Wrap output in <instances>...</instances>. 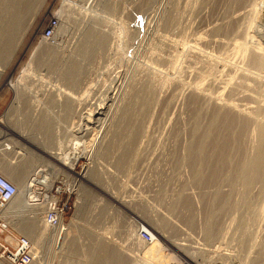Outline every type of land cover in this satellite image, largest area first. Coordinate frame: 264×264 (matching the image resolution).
<instances>
[{"label": "rangeland", "instance_id": "obj_1", "mask_svg": "<svg viewBox=\"0 0 264 264\" xmlns=\"http://www.w3.org/2000/svg\"><path fill=\"white\" fill-rule=\"evenodd\" d=\"M16 1L0 0V126L6 121L29 144L14 136L16 146L5 145L2 158L26 163L28 181L50 165L41 159L46 150L61 153V162L74 157L73 171H62L60 160L44 168L72 183L64 224L80 263L111 241L122 264H264V182L248 166L247 174L236 169L241 160L256 161L264 133V70L251 63L264 50V0H37L20 25ZM54 17L60 26L48 40L43 31ZM70 63L80 69L72 82L64 75ZM215 108L244 116L247 128L232 168L219 172L221 182L198 184L188 149ZM96 110L104 115L79 126L80 112ZM218 194L230 209L219 216L218 238L207 242ZM143 228L155 237L154 253L140 238Z\"/></svg>", "mask_w": 264, "mask_h": 264}, {"label": "bare ground", "instance_id": "obj_2", "mask_svg": "<svg viewBox=\"0 0 264 264\" xmlns=\"http://www.w3.org/2000/svg\"><path fill=\"white\" fill-rule=\"evenodd\" d=\"M34 1L36 2L37 0H17L14 3L13 6L16 9L15 13H14V23L15 24H17V25L19 24L20 25V23L24 20V18L27 17L26 14H29V13L33 14L31 12V10L32 9L35 10L36 9L35 6H37L34 3ZM69 1L71 2V0H69ZM92 1H94V0H92ZM101 1H103L106 4H110V2L112 0H101ZM65 2L67 3L68 0H65ZM9 16H10V14H9ZM9 16H8V19H9ZM30 16H28V17H30ZM53 20L56 21V26L55 27L53 26V28H52L53 29V34H52V36L50 38H45L44 37L45 39H48V40L54 39L55 31L59 29V26H60L59 19L57 17H54ZM24 22H23V24H24ZM27 22L28 21H27V18H26V23ZM26 23H25V25H26ZM17 25H15V26H17ZM21 26H23V25H21ZM9 29H11V28H9ZM19 29H20V27H19ZM10 32H9V34L13 33V32H11V33ZM9 34H7V35H9ZM91 35H90V37L93 38V36H91ZM16 37H17V35H16ZM96 39L98 40L97 43H99L100 45H103L102 42L104 41V36H98ZM54 47H56V46H54ZM57 50H58L57 48H52L50 50V52H52L53 54L54 53L56 54ZM251 63H252L253 66L258 68L259 70H264V50H263V53H261V54H253V59L251 60ZM2 72H3V69L0 68V73H2ZM79 72H80L79 67L75 63H70L68 65L67 69L64 71V75H66L67 81L72 82V81H74V79L76 78V75ZM60 88H61V86L60 87L55 86L53 89L54 90H60ZM51 89H52V87H51ZM196 102H197V100L195 98V99H193L192 104L194 106H196L197 105ZM148 103L146 101L144 103H142L143 104L142 107L145 108V109L143 108L144 110H146V109L148 110V108H149ZM149 105H150V103H149ZM99 110H102V109L100 108ZM229 113H231V112H229ZM85 114L88 115V116H84V114L80 112V115L78 117V120H79L80 123L79 122L78 123H79V126H81V127L83 126V127H87V128L89 127L88 125L91 124V120H93L96 117L99 118L100 116L104 115V113H101V111L97 112V110L96 111H92L91 113H85ZM234 115H235V113H234ZM243 117L241 116V118H240V117H237V116H233V114L230 115V114L222 111V109L221 110L220 109H216V110H214V112L210 116L209 122L205 126V128L203 130H198L199 128H201L200 125H199L197 130L194 131L193 136H195V141H192L193 143L190 145V147L188 149L187 156L189 155V159L188 158L187 159L190 161V164L193 165V169L196 170V174H197L196 178L197 179H196L195 182H197L198 184H203V183L206 184V183L213 182L215 184L216 181L218 182L219 180H221V178H218V177L220 176V174L223 175L222 171L225 168H228V167L231 166V164L233 162V158L235 157V155L239 154L241 152V150H242V145H243L242 137H243V134H244V132H245V130L247 128L246 127L247 126V122L245 121V118L242 119ZM127 118H128V116H127ZM133 119L134 118H132V120ZM132 120H131V122H132ZM83 122H85V125L83 124ZM0 123H1V121H0ZM127 124L130 125L131 123H127ZM129 125L127 127H129ZM140 128L139 129H135L134 128L135 130H132L134 138L135 137L137 138V137H139V135H141L140 134V132H141ZM128 131H129V129H128ZM131 135L132 134H130V136ZM263 135H264V133H263ZM263 135H262L263 142L261 140V142H260L261 143V147L259 146L260 151L258 153L259 155H258L257 159L255 158L256 161L255 160L254 161L251 160L252 163L250 161H248V162H250V164L247 165L246 163H248V162H246V159H245V162L243 163L242 160H241L243 157H241V159H240L241 162L240 163L237 164V163L234 162L235 164H237V166L235 164L234 165L236 166V169H238V172L240 171V173H241V171L242 172L244 171L247 174L248 171L246 170V168H247L246 166H248V169H251L253 171V172L251 171L252 172L251 176L256 175L257 176L256 181L258 180V181H261V182L262 181L264 182V138H263ZM14 136H17L19 138V142H21L20 140H22L24 143H28L29 144V142L27 140V137H29V136H27L26 134L18 132L16 130L12 129V128H7L6 127L5 129H3L0 126V173L3 176H5L9 181H11L15 185V187L17 188V195H16L15 199L13 200V202L10 205V210L8 209V212H7L8 214H11L13 216L12 224L14 226V229L20 235L26 237L31 242L34 250L37 252L38 258H37V261H35L33 264H41V263L44 262V259H47V258H48L47 260L49 261V263H47V264H52L53 260H55V259L60 261V263L58 262L59 264H83V263H80L81 260L79 261V259H78L79 256L75 254L76 251H77V248H76L77 247L76 246V241L77 240H75V237L71 238V236H70L72 228L70 229L71 226L64 224V219L63 220L60 219L57 227H53L52 228L44 221H43V225H40V221H39L38 217L40 215L39 214L40 211L43 212L44 209H43L42 206H38V205H36V203H34V201L36 200V195L29 196L30 194L27 192V183L26 182L29 181V180L27 181V178L30 175L29 174V170H28V165H26V163L20 164V165H12L8 159L4 160L2 158V156L5 154L4 152H7V151H5L4 146L5 145L7 146V145H10V144H14V143L16 144V142L12 141V139H15ZM134 138H132V139L130 138V139L132 141H134L135 140ZM15 144H14V146H16ZM8 147L9 146H7V148ZM78 147H80V142H77L75 150ZM59 151H63V150H61V148H59ZM46 152L48 153V155L51 153L50 154V158H43V157L41 158L42 160H44V159L48 160V164H50V165H48V166L45 165L46 167L53 166V165H55L57 167V165L54 164L53 161H50V160H54V161H59L60 160L59 161V163H60L59 166H61V165L63 166V164L65 165V168L61 167L62 171L68 172L67 169H69L71 171L74 170V166H72V165L74 164L73 161L75 159H74V157L68 158V156L71 155V154L65 155V157H67L66 162H61V160L66 159V158L63 159V158L60 157V155H62L61 153L57 152V154H56V151L50 152L49 150L48 151L46 150ZM70 160H71V162H70ZM70 163H72V164H70ZM45 166H41V167L37 168L36 170H34L33 174H31V175H33L32 177L37 175L36 172H38V175H39L40 172L43 171L48 176L52 174L51 176L54 178V175H55L54 169L55 168L53 167L54 169H45L44 168ZM230 168H232V167H230ZM225 171H227V170L225 169ZM233 171H236V170L234 169V170H232V172ZM219 172H221V173L219 174ZM238 172L236 171V174L239 175L240 173H238ZM245 173H244L243 176H246ZM253 173H255V174H253ZM233 174H235V173L233 172ZM236 174H235V176H236ZM86 176H87V174H85V176L83 175L81 178L82 179H86ZM63 177H65V176H63ZM227 177H228V175H227ZM239 177L240 176H238L237 178H239ZM232 178L236 179V177L235 178L232 177ZM240 178H242V177H240ZM225 180H227V178H225ZM237 180L238 179H236L235 181H237ZM239 180L241 181L242 179H239ZM247 181H249V180H247ZM253 181H255V179L252 180L251 182H253ZM219 182H221V181H219ZM246 182H245V185H246ZM70 184H71L70 193L72 194L73 193L72 183H70ZM113 194H115V193H113ZM87 195H88V193H87ZM220 196H221L220 194H218V197L216 195V197H217L216 200L217 199H219V200H217V202L215 201L216 203L213 201V203L215 205L213 204V207H212L211 212H210L211 213L210 214L211 219L208 218V219L211 220V224H209V222H208L209 225H208L206 233L204 235L205 236V240L207 242H212L216 238H218V236H219L218 221H219V218H220L219 216H221L222 213H224L225 211H228V209H230L229 198H227V196L226 197H224V196L220 197ZM87 197H89V196H87ZM115 202H117V200H115ZM82 206L83 207H81L79 209L77 215L75 216L77 220L84 213L83 212L84 211L83 210L84 209V204ZM13 209H16L15 211L16 212L19 211V213L18 214L14 213L12 211ZM29 209H30V211H29ZM31 209H33V210H31ZM28 212H29L30 215H27ZM260 212H262V213L264 212V207L262 208V210ZM262 213H261V215H262ZM257 217L259 218V216H257ZM14 218H17V220H15ZM143 230H146L151 235V238H152L150 243H146V244H148L146 246V248L149 249V247H150V249H152V251H149L150 249L147 250V251H149L150 254H151V252L154 253L156 251V249H157L156 244H154L155 237H154V235L152 234V232L150 230H148L146 228H143ZM161 236H162V238L165 237L164 234H162V233H161ZM162 238H161V240H162ZM143 242H141V244ZM166 242L168 244L172 245V246L174 245V247L178 251L186 250L184 248L183 244L176 243L175 241H170V240L166 241ZM102 243H103V245L101 247L102 249L99 248L98 251L97 250L96 251H92L93 253L91 252V256H90L91 257V261L87 262L86 264H105L107 258H109L110 260L115 261V263H117V264H122L121 257L120 256H116V253L113 250L109 249V247H111V246H108V245H110L111 243L113 244V242L110 241L109 243H107L106 241H103ZM144 246L145 245H143V247ZM57 247H59L58 250L56 249ZM102 252H105V257H103V258L101 256ZM158 252H160V251H158ZM47 255H48V257H47ZM42 260H43V262H41ZM149 261H150V259L147 260V262H149ZM155 263H157V262H155ZM0 264H4V263L0 262Z\"/></svg>", "mask_w": 264, "mask_h": 264}, {"label": "built area", "instance_id": "obj_3", "mask_svg": "<svg viewBox=\"0 0 264 264\" xmlns=\"http://www.w3.org/2000/svg\"><path fill=\"white\" fill-rule=\"evenodd\" d=\"M49 23L43 31L45 38L52 36V28L56 26L53 19ZM36 173L37 175L27 182V192L29 196L36 195L34 203L43 207V221L52 228L57 227L60 219L63 220L71 209L69 204L71 184L63 176L53 178L52 174L48 176L43 171L39 175ZM16 195L15 185L0 173V262L33 264L37 261V252L31 242L14 229L13 216L7 213ZM139 234L145 243L151 242V235L146 230L141 229Z\"/></svg>", "mask_w": 264, "mask_h": 264}, {"label": "crops", "instance_id": "obj_4", "mask_svg": "<svg viewBox=\"0 0 264 264\" xmlns=\"http://www.w3.org/2000/svg\"><path fill=\"white\" fill-rule=\"evenodd\" d=\"M16 91H19V89H15ZM2 123H4V121L3 120H0ZM5 126L6 127H9V128H12V126L11 125H9V124H6V121H5ZM2 127V126H1ZM43 158H45V157H43ZM46 158H50V154L48 155V153L46 152Z\"/></svg>", "mask_w": 264, "mask_h": 264}]
</instances>
